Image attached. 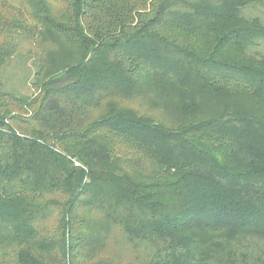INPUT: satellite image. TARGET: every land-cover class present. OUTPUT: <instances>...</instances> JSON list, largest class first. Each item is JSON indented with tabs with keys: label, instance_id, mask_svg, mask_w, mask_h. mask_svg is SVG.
Segmentation results:
<instances>
[{
	"label": "trees",
	"instance_id": "obj_1",
	"mask_svg": "<svg viewBox=\"0 0 264 264\" xmlns=\"http://www.w3.org/2000/svg\"><path fill=\"white\" fill-rule=\"evenodd\" d=\"M254 1L0 0V71L25 49L37 89L0 80V264H120L97 228L140 264H264Z\"/></svg>",
	"mask_w": 264,
	"mask_h": 264
},
{
	"label": "rangeland",
	"instance_id": "obj_2",
	"mask_svg": "<svg viewBox=\"0 0 264 264\" xmlns=\"http://www.w3.org/2000/svg\"><path fill=\"white\" fill-rule=\"evenodd\" d=\"M241 14L245 18L256 17L264 24V0H256L249 3L241 9ZM24 50L20 51V55L10 59L1 69L0 80L5 90L18 96H32L37 93V89L33 84L34 71L36 69L35 58H30ZM249 51L253 54H264V38H257L249 47ZM142 102L139 98H134L132 101L133 105L139 106L140 110H146ZM148 112L157 114L166 121L173 120L172 116L166 114L161 109H153ZM96 221L99 224L98 220H94L93 222L96 223ZM54 224H56V219L51 218L49 222L44 224L45 230L48 229V232L53 230ZM97 230L100 233L98 234L99 246L91 254L111 258L120 264H140L142 262L144 249H138L137 247L134 249V246L123 238L122 233L115 229H110L106 232H102L98 228ZM88 249L83 253L87 252Z\"/></svg>",
	"mask_w": 264,
	"mask_h": 264
}]
</instances>
